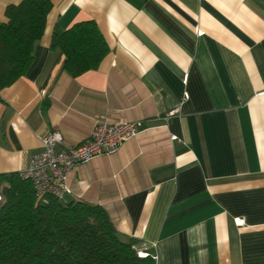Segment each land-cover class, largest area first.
<instances>
[{
	"label": "crops",
	"instance_id": "crops-1",
	"mask_svg": "<svg viewBox=\"0 0 264 264\" xmlns=\"http://www.w3.org/2000/svg\"><path fill=\"white\" fill-rule=\"evenodd\" d=\"M20 1L0 0V23ZM51 1L28 69L0 89V174L46 131L63 149L99 116L141 121L75 165L62 201L101 206L156 264H264V0ZM83 20L109 50L73 77L51 40Z\"/></svg>",
	"mask_w": 264,
	"mask_h": 264
},
{
	"label": "trees",
	"instance_id": "trees-1",
	"mask_svg": "<svg viewBox=\"0 0 264 264\" xmlns=\"http://www.w3.org/2000/svg\"><path fill=\"white\" fill-rule=\"evenodd\" d=\"M51 0H21L5 8L0 23V89L24 75L41 37ZM51 48L64 56V69L78 76L98 67L108 46L94 20L55 30ZM0 264H156L139 256L107 212L86 202L53 196L37 201L31 182L18 172L0 174Z\"/></svg>",
	"mask_w": 264,
	"mask_h": 264
},
{
	"label": "built area",
	"instance_id": "built-area-1",
	"mask_svg": "<svg viewBox=\"0 0 264 264\" xmlns=\"http://www.w3.org/2000/svg\"><path fill=\"white\" fill-rule=\"evenodd\" d=\"M142 126L141 121L112 122L105 116H99L94 119L86 140L63 149L58 147L62 143L60 131H46L41 136V152L31 156L27 167L18 171L19 176L31 182L37 201L45 202L47 196L63 200L71 192L68 180L75 165L116 152L123 143L139 133ZM138 255L144 257L147 253L138 252Z\"/></svg>",
	"mask_w": 264,
	"mask_h": 264
}]
</instances>
